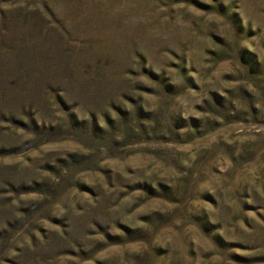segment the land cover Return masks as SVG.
<instances>
[{
  "label": "rangeland",
  "instance_id": "1",
  "mask_svg": "<svg viewBox=\"0 0 264 264\" xmlns=\"http://www.w3.org/2000/svg\"><path fill=\"white\" fill-rule=\"evenodd\" d=\"M0 264H264V0H0Z\"/></svg>",
  "mask_w": 264,
  "mask_h": 264
}]
</instances>
